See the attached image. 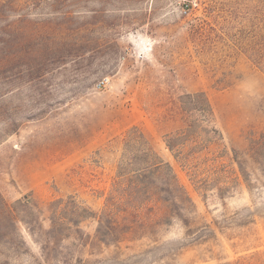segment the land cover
I'll return each instance as SVG.
<instances>
[{
  "label": "rangeland",
  "instance_id": "1",
  "mask_svg": "<svg viewBox=\"0 0 264 264\" xmlns=\"http://www.w3.org/2000/svg\"><path fill=\"white\" fill-rule=\"evenodd\" d=\"M200 91L244 169L224 197L194 192L164 144L182 126L178 97ZM136 126L186 187L188 212L172 207L121 250L53 238L49 202L75 194L100 211ZM261 134L264 0H0V195L33 202L37 222L17 207L24 245L11 229L0 264H264V157L249 149ZM80 228L93 236L96 222Z\"/></svg>",
  "mask_w": 264,
  "mask_h": 264
},
{
  "label": "trees",
  "instance_id": "2",
  "mask_svg": "<svg viewBox=\"0 0 264 264\" xmlns=\"http://www.w3.org/2000/svg\"><path fill=\"white\" fill-rule=\"evenodd\" d=\"M175 113L182 126L164 135V144L175 163L185 174L194 192L205 197L215 191L219 197L230 195L241 181H246L238 153L224 144L222 133L215 125L211 103L204 92L185 93L178 97ZM121 152L115 176L100 211L94 212L78 195L54 198L48 204L49 234L53 238H73L82 245L128 248L136 232L151 234L170 220V210L177 207L187 211L191 197L170 163L152 147L148 136L139 127H132L121 136ZM249 149L264 157V134L252 139ZM26 198L7 206L0 195V241H7L13 229L19 244L24 245L18 225H27L36 216L35 204ZM25 204L27 217L18 206ZM96 222L93 236L80 227L85 221ZM33 235L34 229L27 228ZM253 257L229 264H254Z\"/></svg>",
  "mask_w": 264,
  "mask_h": 264
},
{
  "label": "built area",
  "instance_id": "3",
  "mask_svg": "<svg viewBox=\"0 0 264 264\" xmlns=\"http://www.w3.org/2000/svg\"><path fill=\"white\" fill-rule=\"evenodd\" d=\"M190 9V4L188 2H183L182 4V13L186 14ZM107 84V80H104L102 82H100V84L98 85V88L101 89L103 87H105Z\"/></svg>",
  "mask_w": 264,
  "mask_h": 264
}]
</instances>
